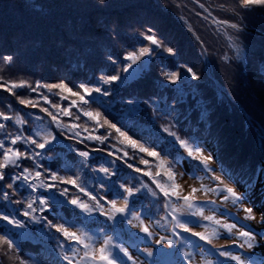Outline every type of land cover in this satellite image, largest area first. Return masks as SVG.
<instances>
[{
	"label": "trees",
	"instance_id": "16d2710c",
	"mask_svg": "<svg viewBox=\"0 0 264 264\" xmlns=\"http://www.w3.org/2000/svg\"><path fill=\"white\" fill-rule=\"evenodd\" d=\"M150 34L161 47L151 48L143 73L127 78L125 69L131 62L126 57L146 48L145 37ZM169 47L174 54L166 51ZM7 56H12L11 63ZM187 68L199 79L188 74ZM165 72H179L184 79L173 83ZM112 75L120 79L102 82L101 77ZM21 82L36 90H8ZM53 84H66L87 103L72 92L43 87ZM81 84L100 87L101 92L92 98ZM21 99L32 103L21 104ZM0 112L14 118H0L5 125L0 129L5 148L28 155L18 161L19 167L4 169L6 176L0 181V212L22 220L25 228L0 221V236L5 228L11 229L20 245L18 257L29 264H67L60 245L67 250L72 242L47 221L24 217L29 199H36L34 215L64 224L69 231L113 232L128 239L133 233L126 220L120 217L114 223L100 214L91 197L103 207L124 198L114 195L117 190L123 192L119 185L139 188L130 198V209L164 223L173 212L172 194L165 196L161 187L169 193L176 188L171 178L184 159L183 149L187 150L180 140L199 149L205 142L213 144L216 160L242 184L264 181V8L241 11L237 0H104L103 5L99 0H0ZM86 112L99 113V123ZM16 117L23 123L17 124ZM47 129L57 138L52 146L11 144L18 135L42 143L36 133ZM141 146L158 155L141 152ZM85 151L87 158L79 155ZM25 168L30 173L28 181L14 180ZM36 172L41 173L39 178ZM67 180L76 184L63 182ZM40 181L55 187H40ZM30 184L37 185L35 191ZM64 189L68 191L61 195ZM42 197L48 198L43 212ZM72 199L91 203L97 215L86 217L70 203ZM20 232L30 238H20L16 235ZM18 257L0 241V264H18Z\"/></svg>",
	"mask_w": 264,
	"mask_h": 264
},
{
	"label": "rangeland",
	"instance_id": "374dc122",
	"mask_svg": "<svg viewBox=\"0 0 264 264\" xmlns=\"http://www.w3.org/2000/svg\"><path fill=\"white\" fill-rule=\"evenodd\" d=\"M153 46L148 41L146 48H152ZM149 59L150 55H145L134 63L130 61L132 66L127 68V78L134 79L143 73L149 64ZM182 79L184 78L182 77L180 80ZM180 80L175 83H179ZM98 94L93 91L90 97H96ZM39 134L38 137L42 142L45 138L51 140V143L46 147L52 146L57 140L51 129L43 130ZM52 137H55V139L52 140ZM183 154L184 159L177 167V174L171 178L176 186L175 190L169 193L175 192V195L169 196L174 210L168 214L165 223H161L154 218L144 217L140 212H137L138 210H134L135 214L143 220V226H147L152 233L150 237L141 230V227L135 226L139 225L140 222L133 220L128 227L136 232V239L124 240L113 232L105 234L87 233L94 237L91 241L94 248L99 249L102 247L103 241L111 236L113 243L125 248L131 256V259H129L119 249H113L114 256L118 257L117 264H237L236 261L219 255L220 251L242 255L246 264H264V238L257 235L255 247L252 249L240 248L238 244L243 243V239L238 236H230L221 226L235 223L237 229L247 230L242 226L250 225L256 232H264V224L258 223L261 213H264V186L260 183L257 187H245L228 176L226 171L217 164L214 148L209 144L202 147L199 152L194 150L191 156L186 149H183ZM203 157H211L207 161V167L202 163ZM217 177L219 179H216ZM225 186L234 188L237 193L247 197L244 207L253 208L256 220H244L245 213L237 205H233L230 199L224 200L223 197L226 193L220 191V189ZM193 188H197L199 191L193 193ZM246 188L247 191H245ZM208 189H214V191H208ZM184 196L191 197L195 207L188 208L183 200ZM84 203L95 209L90 214L81 209L86 217L91 218L97 215L98 210L96 208H100V214H104L106 217L111 214L110 204L95 208L89 202ZM170 203L168 199L167 207ZM116 204L117 207H124V198L117 200ZM128 207L131 208L130 198ZM198 208L203 211L204 216H212L221 223L218 225L214 221H208L199 215H194ZM119 218L120 216L117 215L116 221L113 222L117 223ZM177 220L185 224L190 231H184L183 228L177 227ZM70 232L86 233L83 229H71ZM197 232L211 237V243H207L194 235ZM214 232L219 233V235L212 236ZM161 238H164V243H158ZM167 240L174 242L171 247L167 244ZM73 246L81 249L74 257L73 264H99L98 260L92 261L84 257L85 249L82 245L73 244ZM148 251L153 252L151 258L147 257ZM167 253H172V255L169 256ZM69 255H71L70 252ZM96 255L98 257L99 253L97 252Z\"/></svg>",
	"mask_w": 264,
	"mask_h": 264
},
{
	"label": "snow or ice",
	"instance_id": "6c2138e0",
	"mask_svg": "<svg viewBox=\"0 0 264 264\" xmlns=\"http://www.w3.org/2000/svg\"><path fill=\"white\" fill-rule=\"evenodd\" d=\"M99 3L101 5H103L104 0H99ZM237 6L241 11L251 12L257 7L264 8V0H237ZM222 23H227V21H222ZM230 27L239 29V25H237V24H231ZM149 32H151V29H149ZM145 38L148 41H150L152 45H155L157 48L161 47V42L157 39V37L154 34L147 35ZM166 51L169 54H174V50L170 47L167 48ZM151 52H152L151 48H141L139 50V53H137V52L129 53L128 56L126 57V59H128L129 61H132L134 63L140 57L145 56V55H150ZM12 59H13L12 56L5 57V60L8 63H11ZM109 59H112V58L109 57ZM131 66H132L131 64L128 65L129 68H131ZM126 70L127 69H125V71ZM186 72L188 74H191V76L193 78L199 79L197 74L195 72H193V70L191 68H187ZM164 74L173 83H175L177 80L180 79L179 72H171V73L165 72ZM119 79H120L119 75L101 77V80L104 84H111L112 82L118 81ZM17 87L32 88L31 85L27 84V82H21L19 84H15V83L12 84L8 90L12 91V89L17 88ZM36 87H41V85L37 84ZM43 87H47L49 89L58 88V89L66 90L68 92H72V90L70 88H68V86L66 84L43 85ZM79 87L81 89H83L84 93H86L89 96L92 94L93 91L96 93L101 92L100 87H96L94 89H89L88 87H86L83 84H81ZM35 90H36V88H32V91H35ZM103 94L108 95L109 93L104 92ZM72 95L79 96L81 101H84L85 103H87L84 96H81L79 92H72ZM19 102L21 104H31L32 103V101L24 100V99H21ZM129 103H132V102L129 101ZM73 104H75V101H73ZM54 107H55V105H54ZM45 111H46V109H45ZM65 114L70 115V112L66 111ZM85 115L89 116L92 119L97 120V123H99V120H98V117L100 115L99 113L93 114L92 112H86ZM0 118H2L5 121L14 119L12 116L6 115L3 112H0ZM55 119H56V117L53 116V120H55ZM15 122L17 124L23 123L22 119H20L19 117L15 118ZM4 127H5V125L3 123H0V129H3ZM101 127H103V125H101ZM111 127H115V125H111ZM116 131L120 132V129L117 128ZM165 131H167V129H165ZM36 135L39 136L40 134L36 133ZM49 135H51V134L49 133ZM120 135L125 136V133L121 132ZM172 135L175 136V133H172ZM88 138L89 139H93V138L98 139L101 142H103V140H104V137H91V136H89ZM51 139L54 140L55 137H52ZM125 139L133 147L136 146V142L131 140L130 137L125 136ZM18 141L30 142L31 144H34L39 149H44L48 144L51 143V140H49L47 138H45L44 142L38 143L37 140H35V139H31V138L26 139L25 137L18 135L14 139L11 140V144L15 145ZM179 142L182 146L187 148L188 154L190 156L193 154L194 150L198 151V152L200 151V149L197 146H195V145L190 146L187 141L180 140ZM0 150H2V151H0V157H2V158H0V181H2L5 179V176H6V173L3 170L8 169V168H13V167H19L18 161L21 158H28V155L26 152H21L19 149L5 148L4 142L2 140H0ZM140 151L141 152H148V154L150 156L158 155L155 152H150L147 148H144L142 146L140 147ZM35 155L40 156L41 153H35ZM79 155L87 158L89 156V153L85 151V152H80ZM125 155H127V153H125ZM201 155L203 156L202 153H201ZM209 159H211V157H203L202 163L205 164V167H207V161ZM143 163L147 164L148 161H143ZM129 167H131V165H129ZM99 171L104 172L106 174L109 173L108 168H101ZM137 171H139V169H137ZM24 173H28V175H25ZM8 175H11V174L9 173ZM29 175H30L29 170L25 168L23 170V173H21L20 175H16L14 177V180L23 179L24 181L27 182ZM40 176H41L40 172L35 173V178H39ZM52 179L53 180L56 179L55 174H53ZM216 179H219V178L217 177ZM63 182L73 184V185L76 184L75 180H67V181H63ZM39 186L47 188V189H51V188L55 187V185L45 184L43 181H40ZM157 186L160 187L159 184ZM8 187L11 188L12 184H9ZM77 187H79V185H77ZM30 188L32 191H35L37 188V185L36 184H30ZM119 189H123V192H120L119 190H117L114 193V195H116L118 197L119 196L124 197V207H117L116 200L108 201V203L111 205V214L109 215V219L116 221L117 215H119L122 219L126 220V222L128 224H132L133 220H138L140 223H139V225H135V226L141 227V230L150 237L152 235V233L149 231V228L147 226H143V220L140 218V216L136 215L135 211L128 207L129 198H131L136 192L140 191V189L139 188H133V187L125 188V186L122 184L119 185ZM67 191H68V189H64L60 194L65 195L67 193ZM80 191H84V189L80 188ZM161 191L164 193L165 196H169V192L165 191L163 187H161ZM197 191H199V189H197V188L192 189L193 193H195ZM208 191H214V189H208ZM220 191L226 193L223 197L224 200L230 199L231 202L233 203V205H237L240 208V210H242L245 213V216L243 217L244 220H256V215L254 214L253 208L252 207H244V202L247 199V197L245 195L237 193L234 188L227 187V186L220 189ZM245 191H247V188L245 189ZM172 195H175V192H173ZM3 198L5 200L8 199V193L7 192L3 193ZM52 199H54V197ZM91 199L93 201H96V206L102 207V205H100V202L96 199L95 196H92ZM183 200H184V202L188 208L195 207L194 203L192 202L191 197L184 196ZM19 202L20 201H17V203H19ZM39 203H40V205L43 206L40 208L41 212L47 210L48 198H43V197L39 198ZM70 203L72 205L79 207L80 209L84 210L85 212H87L89 214L95 210L93 207H90L87 203L81 202L78 199H72L70 201ZM34 204H36V199H34V198L29 199L28 202L26 203V210L23 211L22 215L24 217H29L31 221H35L37 223L41 222V220L47 221L48 226L55 228L57 232H60L65 241L72 242L69 244V247L67 250H64V244L63 243L60 245V248L62 251V259H63V261H66L67 264H73L74 257L81 250L79 247H74L73 244L82 245L83 249H85L84 257L88 258L92 261L98 260L99 264H117L118 257L114 256L113 249H119L120 252H122L125 256H127L129 259H131L130 254L128 253V251L125 248L121 247L119 244L113 243V238L111 236L107 237L103 241L102 247H100L99 249H96V248H94L93 244L91 243V241H93V239H94V237L92 235L87 234V233L78 234L77 232H70L68 230V228L64 226V224H52V222L50 220H47V217H37L36 215H34V213L37 211V209L33 207ZM194 215H199V216L203 217V219L208 220V221H214L218 225L221 223L219 220H215V218L212 216H204L203 211L200 210L199 208L197 209V212L194 213ZM129 217H131V218H129ZM60 218L63 219V217H60ZM0 221L6 222L7 225L14 226L15 229L25 228V223L22 220L16 219L15 216L12 214H5L3 212H0ZM66 223H67V221H66ZM258 223L264 224V213H261L260 220L258 221ZM221 226L230 236H238V237L243 239V243L238 244V246L240 248L247 247L248 249H252L255 247L257 235H260L261 238H264V232L258 233L256 231H254L250 225H243L242 226V228L247 229V230L237 229V225L235 223L223 224ZM177 227L183 228L184 231H190V229L185 224L180 223L179 220H177ZM234 229L236 230L235 232L233 231ZM16 235H18L22 239L30 238L29 234L25 233V232H20V233H17ZM177 235H179V233H177ZM194 235L198 236L201 240H205L207 243H211V237L205 236L203 233L197 232V233H194ZM218 235H219V233H216V232H214L212 234V236H218ZM0 241H2L3 245H6L8 250H12V252L14 254H17V257H18V253L20 251V245L17 242V240L15 239V236H14L13 231L11 229H9V228L4 229L3 235L0 236ZM164 242H165L164 238H161V240L158 243H164ZM173 243L174 242L172 240H167V244L169 245V247H171ZM69 252L71 253V255H69ZM97 252L99 253L98 257L96 255ZM4 255L7 256L8 252L5 251ZM167 255L171 256L172 253H167ZM219 255L230 258L231 260L236 261L237 264H246V261L242 257V255H233L232 253H230L228 251H220ZM152 256H153V252L148 251L147 257L151 258ZM18 264H29V262L25 259H20L18 257Z\"/></svg>",
	"mask_w": 264,
	"mask_h": 264
},
{
	"label": "water",
	"instance_id": "95a60500",
	"mask_svg": "<svg viewBox=\"0 0 264 264\" xmlns=\"http://www.w3.org/2000/svg\"><path fill=\"white\" fill-rule=\"evenodd\" d=\"M206 64H207V58H206Z\"/></svg>",
	"mask_w": 264,
	"mask_h": 264
}]
</instances>
